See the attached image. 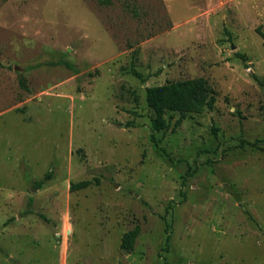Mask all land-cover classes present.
<instances>
[{
	"label": "rangeland",
	"instance_id": "obj_1",
	"mask_svg": "<svg viewBox=\"0 0 264 264\" xmlns=\"http://www.w3.org/2000/svg\"><path fill=\"white\" fill-rule=\"evenodd\" d=\"M0 264H264V0H0Z\"/></svg>",
	"mask_w": 264,
	"mask_h": 264
},
{
	"label": "trees",
	"instance_id": "obj_2",
	"mask_svg": "<svg viewBox=\"0 0 264 264\" xmlns=\"http://www.w3.org/2000/svg\"><path fill=\"white\" fill-rule=\"evenodd\" d=\"M45 66H65L77 72L73 63L66 60L51 61L44 63ZM41 63L30 67L39 68ZM140 77V74H136ZM146 102L153 111L152 128L155 132L164 131L168 127L165 115L169 112H176L182 115L201 114L206 109H213L216 103V94L203 78L187 79L175 82H167L163 85L152 86L146 89ZM48 177V176H47ZM40 186L41 182H37ZM90 185L89 181L74 183L72 191L85 189ZM140 228L126 232L121 240V248L127 252L134 249L135 240L139 236Z\"/></svg>",
	"mask_w": 264,
	"mask_h": 264
}]
</instances>
